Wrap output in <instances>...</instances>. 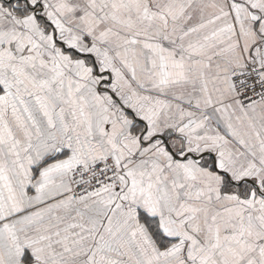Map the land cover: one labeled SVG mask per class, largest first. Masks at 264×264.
<instances>
[{
    "label": "snow or ice",
    "instance_id": "snow-or-ice-1",
    "mask_svg": "<svg viewBox=\"0 0 264 264\" xmlns=\"http://www.w3.org/2000/svg\"><path fill=\"white\" fill-rule=\"evenodd\" d=\"M0 264H264V0H0Z\"/></svg>",
    "mask_w": 264,
    "mask_h": 264
}]
</instances>
